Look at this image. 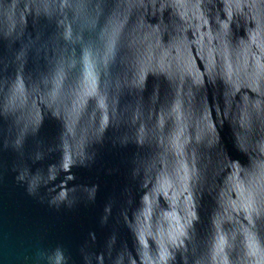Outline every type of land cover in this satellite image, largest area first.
I'll list each match as a JSON object with an SVG mask.
<instances>
[{
	"label": "water",
	"instance_id": "1",
	"mask_svg": "<svg viewBox=\"0 0 264 264\" xmlns=\"http://www.w3.org/2000/svg\"><path fill=\"white\" fill-rule=\"evenodd\" d=\"M0 264H264V0H0Z\"/></svg>",
	"mask_w": 264,
	"mask_h": 264
}]
</instances>
